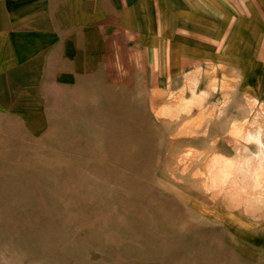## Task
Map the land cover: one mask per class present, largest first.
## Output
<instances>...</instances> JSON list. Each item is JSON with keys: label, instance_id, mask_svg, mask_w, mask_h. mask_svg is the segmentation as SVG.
<instances>
[{"label": "rangeland", "instance_id": "rangeland-1", "mask_svg": "<svg viewBox=\"0 0 264 264\" xmlns=\"http://www.w3.org/2000/svg\"><path fill=\"white\" fill-rule=\"evenodd\" d=\"M234 78L88 93L44 129L0 117V264L260 258L264 101Z\"/></svg>", "mask_w": 264, "mask_h": 264}, {"label": "crops", "instance_id": "crops-1", "mask_svg": "<svg viewBox=\"0 0 264 264\" xmlns=\"http://www.w3.org/2000/svg\"><path fill=\"white\" fill-rule=\"evenodd\" d=\"M205 66L264 101V0H0V117L25 126L70 119L78 96L169 88ZM245 229L261 250L247 261L264 264V226Z\"/></svg>", "mask_w": 264, "mask_h": 264}]
</instances>
